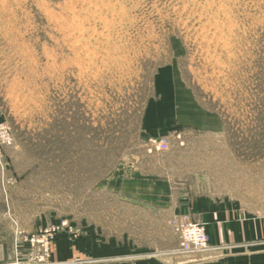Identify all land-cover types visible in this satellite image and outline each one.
<instances>
[{
  "label": "rangeland",
  "instance_id": "374dc122",
  "mask_svg": "<svg viewBox=\"0 0 264 264\" xmlns=\"http://www.w3.org/2000/svg\"><path fill=\"white\" fill-rule=\"evenodd\" d=\"M173 79L219 133L150 123ZM131 171L172 206L124 191ZM245 179L264 181V0H0V264L180 252L179 198Z\"/></svg>",
  "mask_w": 264,
  "mask_h": 264
},
{
  "label": "crops",
  "instance_id": "0c3cea01",
  "mask_svg": "<svg viewBox=\"0 0 264 264\" xmlns=\"http://www.w3.org/2000/svg\"><path fill=\"white\" fill-rule=\"evenodd\" d=\"M171 95L173 108L168 106L162 115L156 105L149 109L148 117L153 126L174 130L179 127L180 133L194 130L205 134L219 133V117L193 101L174 79ZM130 175L123 188L130 196L172 206L168 180H155L134 171ZM172 212L186 213L191 220L204 223L208 236L205 249L193 254L180 253L174 250L177 241L174 247L158 252H121L117 256H94L90 260H72L68 264H264V181L253 187L245 179L243 195L239 197L227 193L180 197ZM65 252L57 246L59 258ZM71 257L67 254L65 259Z\"/></svg>",
  "mask_w": 264,
  "mask_h": 264
},
{
  "label": "built area",
  "instance_id": "2783aa9c",
  "mask_svg": "<svg viewBox=\"0 0 264 264\" xmlns=\"http://www.w3.org/2000/svg\"><path fill=\"white\" fill-rule=\"evenodd\" d=\"M163 148L165 143L160 144ZM179 229V235L181 239L179 251L182 253H194L205 249L208 245V236L205 230V226L199 222H193L185 214L180 219L177 226ZM1 264H13V263H1Z\"/></svg>",
  "mask_w": 264,
  "mask_h": 264
}]
</instances>
